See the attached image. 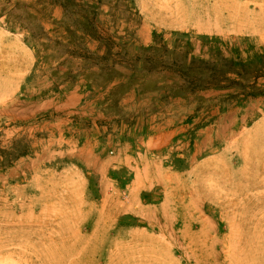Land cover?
I'll return each mask as SVG.
<instances>
[{
  "label": "rangeland",
  "instance_id": "obj_1",
  "mask_svg": "<svg viewBox=\"0 0 264 264\" xmlns=\"http://www.w3.org/2000/svg\"><path fill=\"white\" fill-rule=\"evenodd\" d=\"M176 39L246 60L264 0H0V264H264V96H169Z\"/></svg>",
  "mask_w": 264,
  "mask_h": 264
},
{
  "label": "trees",
  "instance_id": "obj_2",
  "mask_svg": "<svg viewBox=\"0 0 264 264\" xmlns=\"http://www.w3.org/2000/svg\"><path fill=\"white\" fill-rule=\"evenodd\" d=\"M38 25L41 29L39 35H42L44 30L40 23ZM26 28L33 37L35 30ZM175 35L180 39L186 36L184 33H175ZM143 51L152 55L166 52L180 58L177 63L173 61L169 66L161 65V68L164 67L167 71L178 74L177 79H172L169 85L171 97L186 96L206 90L227 91L225 96L237 101L264 96V51L255 53L246 60L228 58L220 53H213L209 59H203L193 56L190 47L183 49L177 39L172 42L170 48L164 44L157 45L155 42L143 48ZM157 62L160 60L158 59ZM151 66L154 68V65ZM260 80H263L261 85H259ZM12 150L0 149V169L9 167L13 160L24 156L27 152L26 147L17 151Z\"/></svg>",
  "mask_w": 264,
  "mask_h": 264
},
{
  "label": "crops",
  "instance_id": "obj_3",
  "mask_svg": "<svg viewBox=\"0 0 264 264\" xmlns=\"http://www.w3.org/2000/svg\"><path fill=\"white\" fill-rule=\"evenodd\" d=\"M76 93L72 92L69 93L65 103L63 104V107H68L69 104L76 102ZM133 93H128L127 95L134 96ZM124 99V98H123ZM122 102L127 104L130 103L132 100V97H127ZM177 101V100H174ZM152 131L149 134H146L143 136V138L140 140L141 146L138 147V151L135 152V157L130 158L131 164L134 165L132 167L133 169L143 170L148 168L150 163L157 162L152 157H148V153L155 150H162V149H168L174 141L182 135V125H176L175 123H171L170 125H161V124H155L150 127ZM169 150V149H168ZM167 150V151H168ZM196 154V152H194ZM192 154V155H194Z\"/></svg>",
  "mask_w": 264,
  "mask_h": 264
}]
</instances>
